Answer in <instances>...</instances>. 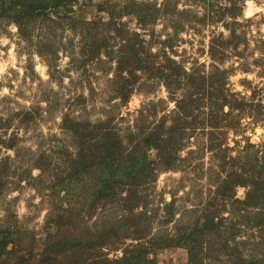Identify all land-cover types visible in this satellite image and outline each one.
I'll list each match as a JSON object with an SVG mask.
<instances>
[{"label":"rangeland","instance_id":"1","mask_svg":"<svg viewBox=\"0 0 264 264\" xmlns=\"http://www.w3.org/2000/svg\"><path fill=\"white\" fill-rule=\"evenodd\" d=\"M76 1L69 19H40L28 38L9 20H0V230L12 234L0 263L39 264L46 232L54 230L60 214L71 222L63 234L72 241L90 240L109 227L117 231L96 251L105 264H126L120 261L132 254L139 264H187L185 247L169 246L168 239L200 227L204 213L221 222L222 234L210 250L206 236L200 264H226L236 230L238 251L262 258L264 236L250 228L256 212L242 214L215 189L235 167L230 158L242 157L246 149L264 151V0ZM108 12L118 15L116 26L102 25L110 22ZM114 27L124 31V39L136 34L145 41L139 55L144 61L155 54L193 76L225 71L220 81L227 100L255 110L234 111L225 122L205 100L202 106L190 102L184 79L177 89V84L167 87L166 77L140 70L135 81L126 71L122 80L119 62L129 57V49ZM209 115L217 128L206 121ZM65 118L95 132L110 130L125 148L133 135L139 139L134 134L139 128L159 132L166 139V159L155 148L140 147L148 167L139 170L144 180L136 193L121 190L112 204L89 205L95 178L74 177L65 190L55 187L68 173L69 154L77 151ZM230 118L238 120L237 129L226 126ZM128 156L124 167H130ZM245 192L236 187L234 198L244 199ZM77 258L79 264L87 261L81 252Z\"/></svg>","mask_w":264,"mask_h":264},{"label":"trees","instance_id":"2","mask_svg":"<svg viewBox=\"0 0 264 264\" xmlns=\"http://www.w3.org/2000/svg\"><path fill=\"white\" fill-rule=\"evenodd\" d=\"M74 4L77 5L76 0H0V20H9L17 27L22 38H28L30 28L40 19L49 18L50 15H53L55 19L65 17L69 19L68 14L71 12L73 13ZM82 7L83 6H79L78 9L80 10L81 8L82 10ZM148 14L143 15L140 20L147 17ZM108 15H110V22L102 23V25L109 27L110 24H114L116 26L114 18L118 15H115L113 12H108ZM84 25L89 26V23H85ZM114 28L113 30L116 32L119 39H121L124 46L129 49V57H124L122 62H119V72L117 75L122 80H126L123 79V73L126 71L129 76L133 77L132 82L135 81L137 78V70L153 78L166 77V79L169 80L166 83L168 88L171 85H176L178 80L184 79L187 84L188 93H190L193 99L190 100V102L195 103L196 101L199 106H202L204 103L201 102V100H205L211 111L220 112L225 122L226 118L231 117L234 111L238 112L239 110L243 112L248 110L249 112H253V110H255L253 105H249L247 109V105L243 103H239V109L233 105V102L227 100L225 84L220 81L225 71H216V73H214L215 75L210 74L209 76H193L192 73L184 71L182 67L178 66L173 60L165 59L158 61L160 59H158L155 54L148 57L151 61L149 59L144 61L139 55L143 52L145 41L139 39L136 34L133 36L137 38L138 41L135 38L124 39V31L122 29L117 30L116 27ZM99 50L100 49L97 50L98 52L96 51L97 55L100 53ZM177 88L178 84L176 86V89ZM225 106L230 109L229 112H225ZM257 107H259V105H257ZM258 109L255 112L257 116H260L261 111ZM210 115H213L212 112ZM210 115L206 116V121L212 122L211 124H213L214 128H217V124L214 123L215 120L210 119ZM195 122L196 121H194V123ZM63 123L64 128L69 130L74 136V139H76L77 151L73 157L69 154L68 173L58 178L59 180L56 182L55 187L58 188V190H65L67 184L70 180L74 179V177L80 178L88 175L92 179L95 178V181H92L93 185L90 184V191L88 192V196L90 197L89 205L95 206L100 203L105 206L107 204H112L114 198L118 197L121 190L126 191L128 196L135 194L140 181L142 183L144 180L140 179L141 175L139 176V170H145V168L148 167L145 151L149 148H155L158 154L161 153V159H166L163 157V154L166 156V139L165 137H160L159 132L158 134L155 132L146 133L144 128H139L137 129L138 132L134 133L139 136V139L137 140L136 136L133 135L132 140L130 139L129 142H127L128 147L125 148L119 136L110 130L99 128L97 132H95V128L93 129L91 126L86 124H72V122L67 121L66 118L63 120ZM225 124L230 130H235L239 122L237 119L230 118ZM140 147L145 151L142 152L139 149ZM246 148H252V145L248 144ZM128 154V157H131L130 167H124ZM229 160L230 163L236 162L235 167L226 175L222 183L216 187L215 193L217 196L229 202L232 207L240 209L242 214H248V209L256 212L255 218L253 219L254 224L250 228H258L259 234L264 236V151L260 155L258 150L251 151L248 154L246 149V154L242 157L238 159L233 157ZM124 169L126 171H124ZM142 175H144V173ZM129 180L130 183H128ZM126 185H128V187L125 190L124 188H126ZM236 187L246 188L244 199L240 200L234 198ZM63 211L64 213H68L67 215L70 214V211H67V209H63ZM166 216L168 218V214ZM241 216L243 217V215ZM58 217L57 223L55 222L54 230L46 232V239L44 247L42 248L39 264H79L80 262L77 258L79 252L83 255H87L88 262L86 261L84 264H105V262H99V260H97V256H95L96 251L98 248L107 245L108 240H111L110 237L116 236L117 231L115 232V229L109 227L104 233L94 235V238L91 237L90 240L81 241L78 239L72 241L69 234L67 236L63 234V229H70L69 226H71V222H69L64 215L60 214ZM129 225H133V222H129ZM220 230L221 222L218 220L214 221L211 213H204L203 223L200 227L195 225L188 234L177 235L176 239H174L175 237L168 239L169 242L167 239L163 241L168 242L169 246L181 244L187 251V264H200V251L202 250L204 239L206 236H210L208 237L209 242L206 248L210 250L211 247L215 245V240L220 238L222 234ZM239 233L240 230H236L230 235V240H232L233 244L227 248V253L225 254L226 264H264V256L259 259L252 257L248 258L244 257L243 254L238 251L239 245L235 242V238ZM122 236L123 239H126L127 235ZM11 237L12 234L10 231L0 230V254L5 251ZM117 237H119V235ZM135 238L139 240L141 237L136 236ZM120 262L126 264H139L140 259L132 254L131 257H124ZM17 264H22V261Z\"/></svg>","mask_w":264,"mask_h":264},{"label":"bare ground","instance_id":"3","mask_svg":"<svg viewBox=\"0 0 264 264\" xmlns=\"http://www.w3.org/2000/svg\"><path fill=\"white\" fill-rule=\"evenodd\" d=\"M250 13V8L247 10V14H249Z\"/></svg>","mask_w":264,"mask_h":264}]
</instances>
